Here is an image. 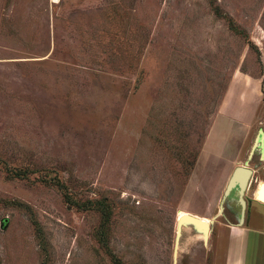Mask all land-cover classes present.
I'll return each instance as SVG.
<instances>
[{"label": "rangeland", "instance_id": "obj_1", "mask_svg": "<svg viewBox=\"0 0 264 264\" xmlns=\"http://www.w3.org/2000/svg\"><path fill=\"white\" fill-rule=\"evenodd\" d=\"M251 124L264 0H0V264H225Z\"/></svg>", "mask_w": 264, "mask_h": 264}, {"label": "flooded vegetation", "instance_id": "obj_2", "mask_svg": "<svg viewBox=\"0 0 264 264\" xmlns=\"http://www.w3.org/2000/svg\"><path fill=\"white\" fill-rule=\"evenodd\" d=\"M250 126L251 128L248 130L245 139L242 141V144L237 151L238 157L243 162V166H247L253 170L245 194L246 208L244 224H249L250 222L264 223V203L259 202L260 204H257V201L253 199V196L248 198V192L251 190L253 182L259 184V178H264V131L263 126H258L256 128H253L255 124H251ZM251 135L253 137H251ZM235 168L231 175L234 173ZM261 184L262 183H260V186ZM260 186L254 192L256 198ZM239 190L240 186H237L232 193L237 195L236 201L238 202H236V204L234 203L235 206L233 207V211L235 210V207L238 206L239 209H237L236 212H238L240 217L242 205L238 201ZM231 201L233 203L234 200ZM235 220L236 222H239V218H236Z\"/></svg>", "mask_w": 264, "mask_h": 264}, {"label": "crops", "instance_id": "obj_3", "mask_svg": "<svg viewBox=\"0 0 264 264\" xmlns=\"http://www.w3.org/2000/svg\"><path fill=\"white\" fill-rule=\"evenodd\" d=\"M229 226L231 231L226 241L225 264H249L250 255L255 257L254 264H264V223L244 224L243 220L241 224L239 219V222Z\"/></svg>", "mask_w": 264, "mask_h": 264}, {"label": "water", "instance_id": "obj_4", "mask_svg": "<svg viewBox=\"0 0 264 264\" xmlns=\"http://www.w3.org/2000/svg\"><path fill=\"white\" fill-rule=\"evenodd\" d=\"M243 172V173H242ZM253 173V170L247 166H243V165H239L235 168L234 173L231 175L227 188L224 192V198L223 201H225L227 199V197L231 194V192L237 187L240 186V190L238 193V201L241 203L242 205V210H241V216L239 217L240 219V223L243 224V220L245 217V208H246V199H245V194H246V190H247V185L249 183V180L251 178V175ZM262 189H264V183L262 186ZM264 194V193H263ZM253 199L256 200L257 202H261L264 203L263 201H260L259 199L256 198L255 194H253ZM230 205V204H229ZM221 209L224 210V206L222 205ZM222 210V211H223ZM222 212H219L217 215H215L212 219H211V223L208 224L207 228L208 229H203L206 228V224L199 222V221H195L192 220V222L186 223L182 220H178L177 221V226H178V235L181 234L182 229L184 227H189V226H193L196 229H198L204 236L205 241L208 240L209 238V232L211 230V226L214 223V220L221 214ZM204 224V225H203ZM204 226V227H202Z\"/></svg>", "mask_w": 264, "mask_h": 264}, {"label": "trees", "instance_id": "obj_5", "mask_svg": "<svg viewBox=\"0 0 264 264\" xmlns=\"http://www.w3.org/2000/svg\"><path fill=\"white\" fill-rule=\"evenodd\" d=\"M218 11V8H215ZM71 203V202H70ZM98 204L102 207V214L104 215V218L106 220V222H108L111 218V209L110 207L106 204L105 201H99ZM107 226V223H103V225H101L98 229H97V237L99 239V241L102 244H107L104 240L107 239V227H105V225Z\"/></svg>", "mask_w": 264, "mask_h": 264}, {"label": "bare ground", "instance_id": "obj_6", "mask_svg": "<svg viewBox=\"0 0 264 264\" xmlns=\"http://www.w3.org/2000/svg\"><path fill=\"white\" fill-rule=\"evenodd\" d=\"M263 183H264V181L262 182L261 186H260V184L258 185V187L260 186V188H259V191H258V194H257V199H259L260 201L264 202V194H263L264 193V189H262ZM258 187H257V189H258ZM179 220H182L184 222H186V221L192 222V220H195V221L197 220L199 222H202V223L206 224V228H207L208 224H210V222H208L207 220L202 219L200 216L196 215L195 213L193 214L191 212H186V213L181 214L179 216ZM202 227H204V226H202Z\"/></svg>", "mask_w": 264, "mask_h": 264}]
</instances>
